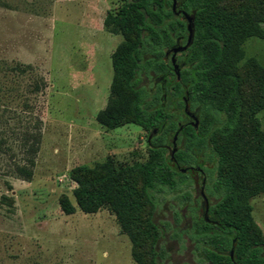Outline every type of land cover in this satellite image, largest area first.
I'll list each match as a JSON object with an SVG mask.
<instances>
[{
	"label": "rangeland",
	"instance_id": "1",
	"mask_svg": "<svg viewBox=\"0 0 264 264\" xmlns=\"http://www.w3.org/2000/svg\"><path fill=\"white\" fill-rule=\"evenodd\" d=\"M128 1L0 0V264H151L152 237L141 235L140 263L111 206L95 213L79 208L72 177L78 167L111 160L120 168L149 157L148 130L132 122L107 129L97 120L111 94L112 54L123 40L104 21ZM243 51L246 109L259 97L264 37L248 38ZM252 59L259 66L250 64ZM155 79L145 81L151 93ZM256 116L264 133V108ZM242 125L252 135L254 122L245 116ZM173 137H168L171 147ZM197 159L212 167L207 155L198 153ZM187 188L195 197L201 177ZM179 192L160 195L154 214L163 230L156 245L165 253L160 264H214L197 240L175 235L192 223ZM63 196L76 206L73 214L62 210ZM210 200L214 204L217 198ZM144 201L145 218L150 203ZM250 203L264 238V193ZM175 207L182 216L187 213L178 223ZM139 228L133 230L144 233L143 224Z\"/></svg>",
	"mask_w": 264,
	"mask_h": 264
},
{
	"label": "trees",
	"instance_id": "2",
	"mask_svg": "<svg viewBox=\"0 0 264 264\" xmlns=\"http://www.w3.org/2000/svg\"><path fill=\"white\" fill-rule=\"evenodd\" d=\"M172 4L173 0H129L105 18V26L121 33L123 40L112 54L111 94L97 120L107 129L132 122L149 133L158 127L159 133L150 141L145 162L118 168L108 160L73 170L76 203L86 213L111 206L131 236L136 260L142 263L136 248L144 234L152 237L151 264H160L165 253L156 245L163 230L154 219L163 201L159 196L180 189V201L193 202L194 194L187 187L194 180L179 168L193 164L201 153L212 164L204 166L209 181L205 191L217 198L212 210L224 225L210 227L193 208V225L176 229L175 235L188 234L197 240L214 264H264V238L250 203L251 197L264 193V133L256 116L264 108V68L260 66L259 97L245 109L248 80L240 64L243 43L250 37H264V0H177V11H196L193 43L177 55L178 63L185 62L180 78L171 71L166 51L178 39L185 44L189 32L187 21L173 11ZM251 63L259 66L255 59ZM167 76H171L167 87L159 82L151 93L146 79L168 80ZM185 99L191 109L201 108L200 122L197 128L184 125V145L173 158L177 166L168 137L180 131ZM245 116L254 122L252 135L243 131ZM144 200L150 203L145 218L140 214ZM60 203L64 213L76 211L67 196ZM174 214L178 223L182 213L175 207ZM142 224L144 233L133 230ZM230 250L234 257L226 254Z\"/></svg>",
	"mask_w": 264,
	"mask_h": 264
},
{
	"label": "flooded vegetation",
	"instance_id": "3",
	"mask_svg": "<svg viewBox=\"0 0 264 264\" xmlns=\"http://www.w3.org/2000/svg\"><path fill=\"white\" fill-rule=\"evenodd\" d=\"M179 15H182V14H179ZM171 71L175 72L173 66H172ZM169 77H171V76H169ZM169 83H170L169 80H167L166 83L162 84V85L167 87V85ZM187 107H188V110H186ZM195 109H191L189 106V103L187 101V103L185 104L184 109H183L184 110V114L182 115L183 120L179 122V130L181 132L176 131L174 133V136H175L176 133L178 132V136L176 139V145H178V144H180L181 146L184 145L185 139L182 135V130L184 129V125H186L188 123V124L194 126L195 128H197L199 126V124L197 127L195 126V124L193 123V117L190 114V112H193ZM200 113H201V110H200ZM200 113H199V122H200ZM179 137H180V140H179ZM173 141H174V137L172 138V147L170 146V154H171V151L173 148ZM148 144L150 145L151 142L148 141ZM171 158L173 159L174 157H171ZM173 162L176 164L175 160ZM204 166H207V165H203V163L200 160L196 159L193 164L188 165L186 167H180L179 169L182 171V169L185 168L186 172H183V171L182 172L187 173V174H189V172H191V171L196 172L198 178H194L193 179L194 182H195V179H199V177H201V188L198 189L197 195L195 197H193V202H187L186 206L188 207L189 212H191L190 210H192L193 208H195L197 212L200 211L201 212L200 217L203 218L210 225V227L215 228V227L223 226L224 222H223V219L217 214V212L212 210L214 204L211 203V200H210L211 196L209 194L207 195V193L205 191V185H206V180H208V175L204 171ZM203 191L205 192L208 200H204V197L202 195ZM186 215H187L186 212L183 213V217H185ZM191 219H192L191 220V222H192L191 226H192L194 223L193 216H191ZM226 254L230 255L231 257H234V252L232 250L226 252Z\"/></svg>",
	"mask_w": 264,
	"mask_h": 264
},
{
	"label": "water",
	"instance_id": "4",
	"mask_svg": "<svg viewBox=\"0 0 264 264\" xmlns=\"http://www.w3.org/2000/svg\"><path fill=\"white\" fill-rule=\"evenodd\" d=\"M177 0H173V4H172V9L175 13H177V15L182 14L183 18L187 21V28H188V39L187 42L185 44H181L180 40H177V43L175 45H173L172 47H170L167 51H166V58H170L171 62H172V66L174 68L175 73L177 74V77L180 78V70L181 68L185 65V62H182L181 64L178 63L177 61V55L180 52H183L185 50H187V48L193 43V39H194V34H195V19H196V11L194 10L192 13H188L186 11L183 10H179L177 11V6H176ZM167 81V79L163 78V77H157L155 79V83H159L161 82L162 84H165ZM186 100V99H185ZM187 103V100H186ZM186 110H188V107L186 108ZM201 108L197 107L193 112H190V114L193 117V123L195 124V126L197 127L199 124V113H200ZM159 133V128H153L148 136V141H151V139L156 136ZM178 136V132L176 133V135L174 136V141H173V148L171 151V157H174V154L177 150V145H176V139ZM183 172H186V169L183 168L182 169ZM203 197L204 200H208L205 192L203 191Z\"/></svg>",
	"mask_w": 264,
	"mask_h": 264
}]
</instances>
